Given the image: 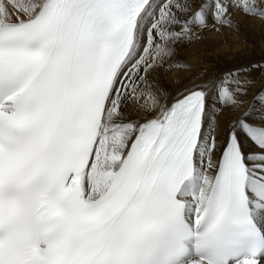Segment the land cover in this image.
I'll return each mask as SVG.
<instances>
[{
  "label": "snow or ice",
  "instance_id": "obj_1",
  "mask_svg": "<svg viewBox=\"0 0 264 264\" xmlns=\"http://www.w3.org/2000/svg\"><path fill=\"white\" fill-rule=\"evenodd\" d=\"M237 17L264 0H0V264H264V55L182 56Z\"/></svg>",
  "mask_w": 264,
  "mask_h": 264
},
{
  "label": "bare ground",
  "instance_id": "obj_2",
  "mask_svg": "<svg viewBox=\"0 0 264 264\" xmlns=\"http://www.w3.org/2000/svg\"><path fill=\"white\" fill-rule=\"evenodd\" d=\"M239 22V32L222 31L221 33L209 32L205 34V39L190 48L183 50L184 60L193 66L197 71L213 70L224 64H229L239 57H249L260 59L264 55V44L257 38V30L246 24ZM253 23V22H252ZM253 23V26H255ZM247 34H246V32ZM193 72L191 75H195ZM185 78H189L185 75ZM172 77L166 76L163 82L170 88L175 85L170 83Z\"/></svg>",
  "mask_w": 264,
  "mask_h": 264
},
{
  "label": "rangeland",
  "instance_id": "obj_3",
  "mask_svg": "<svg viewBox=\"0 0 264 264\" xmlns=\"http://www.w3.org/2000/svg\"><path fill=\"white\" fill-rule=\"evenodd\" d=\"M241 20H242V24L244 26L248 23L250 26L252 25V27H253L252 29L257 30V38L261 41L262 44H264V25H262L258 20H251V19H247V18H241ZM252 22L256 23V24H254L255 26H253ZM246 34H247V32H246Z\"/></svg>",
  "mask_w": 264,
  "mask_h": 264
}]
</instances>
